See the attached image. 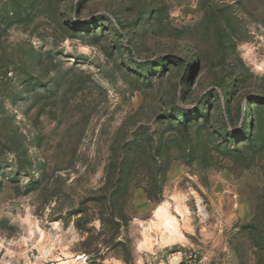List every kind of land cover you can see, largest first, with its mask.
Instances as JSON below:
<instances>
[{"label": "rangeland", "instance_id": "obj_1", "mask_svg": "<svg viewBox=\"0 0 264 264\" xmlns=\"http://www.w3.org/2000/svg\"><path fill=\"white\" fill-rule=\"evenodd\" d=\"M191 263L264 264V0H0V264Z\"/></svg>", "mask_w": 264, "mask_h": 264}, {"label": "bare ground", "instance_id": "obj_2", "mask_svg": "<svg viewBox=\"0 0 264 264\" xmlns=\"http://www.w3.org/2000/svg\"><path fill=\"white\" fill-rule=\"evenodd\" d=\"M158 215H162V216L166 217V221H167L168 224L173 225V226L176 225L175 224L176 220H175L174 216L169 214L167 208L160 207V209L158 211Z\"/></svg>", "mask_w": 264, "mask_h": 264}, {"label": "built area", "instance_id": "obj_3", "mask_svg": "<svg viewBox=\"0 0 264 264\" xmlns=\"http://www.w3.org/2000/svg\"><path fill=\"white\" fill-rule=\"evenodd\" d=\"M192 264V263H191ZM196 264H206V263H196Z\"/></svg>", "mask_w": 264, "mask_h": 264}]
</instances>
